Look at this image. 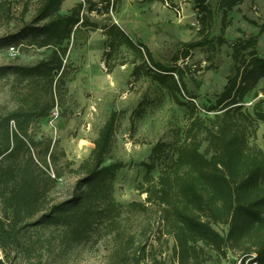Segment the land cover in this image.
Returning a JSON list of instances; mask_svg holds the SVG:
<instances>
[{"label":"trees","instance_id":"1","mask_svg":"<svg viewBox=\"0 0 264 264\" xmlns=\"http://www.w3.org/2000/svg\"><path fill=\"white\" fill-rule=\"evenodd\" d=\"M65 1L38 0L29 21L27 7L15 17L10 2H0V20L8 27L13 24V30L0 38V49L25 42L51 51L34 64L0 66V78L10 86L15 104L12 109L0 110V264L27 263L33 258L41 263L44 252L61 244L87 242L94 233L112 236L115 254L124 264H167L152 252L145 231H132L124 223L127 215L140 218L151 213L159 218L158 239L165 238L166 244L173 241L177 264H204L208 250L223 258L230 251L243 261L249 258L264 264V150L251 142L256 140L257 123L264 125V100L255 102L252 112L245 104L247 96L264 80V58L256 52L259 36L250 35L232 46L236 73L208 109L215 115L202 117L195 103L180 99L186 93L187 65L165 67L117 24L102 27L107 72L127 63L114 62L122 47L131 51L132 77L155 79L177 104L188 108L190 124L177 158L165 164L157 178L152 171L165 156L167 146L158 143L152 149L150 162L144 164V183L139 186L145 201L120 205L113 197V181L125 164L119 160L106 163L120 118L112 111L89 157L77 169L69 170L77 176L72 194L54 202L49 193L70 163L65 160L61 164L64 153L58 154L49 137L42 135L38 140L33 125L47 118L66 97L67 43L74 32L99 29L86 14L97 11L96 3L87 2V9L86 2L78 3L62 14ZM103 1L106 13L112 1L113 6L122 4V0ZM159 1L175 7V0ZM189 1L199 14L198 37L205 42L185 44L184 57L198 47L214 51L223 43L222 38H212L216 12L209 0ZM244 2L221 0L218 7L223 20ZM263 32L264 23L260 26V34ZM261 92L264 94V87ZM142 112L141 108L138 117ZM217 226L226 232L220 233Z\"/></svg>","mask_w":264,"mask_h":264},{"label":"rangeland","instance_id":"2","mask_svg":"<svg viewBox=\"0 0 264 264\" xmlns=\"http://www.w3.org/2000/svg\"><path fill=\"white\" fill-rule=\"evenodd\" d=\"M1 1L10 2L15 17L27 7V21L32 18L38 5V0ZM220 1L209 0V4L216 12L212 38H222V45L214 51L206 46L198 47L186 57L185 44L205 42L198 37L199 14L189 0H175L174 8L159 0H122L119 6H113L112 1L109 13L103 11L106 5L103 0H66L63 3L62 14L78 3H96L97 11L86 14L90 15L92 22L99 25V29L74 32L67 43L66 97L47 118L33 125L32 131L38 140L45 135L57 146L58 154L64 153L61 164L65 160L70 163V167L64 170V175L49 193L52 201L65 200L72 194L77 176L69 170L77 169L89 157L99 130L112 111H117L120 118L113 138V151L106 163L119 160L125 164L113 181V197L120 205L145 201L146 195L142 194L139 186L144 183L147 173L144 164L150 162L152 149L158 143L167 146L165 156L156 163L152 171L157 178L162 167L177 158V150L183 143L190 124L188 108L177 104L155 79L143 76L136 80L132 77L131 51L122 47L115 54L114 62L128 60L127 63L118 66L111 73L107 72L103 59L106 38L102 27L117 24L135 42L146 46L155 61L165 67L187 65L184 73L186 93L180 95V99L195 103L200 116L213 117L215 113L208 112V109L236 73L232 46L238 40H247L250 35L259 36L256 52L264 58V32L260 34V26L264 23V0H245L225 20L218 7ZM88 7L87 3L85 8ZM10 30H13V24L8 27L0 20V38ZM50 52L21 42L0 49V66L34 64L46 58ZM263 87L264 80L259 83L256 92L249 94L245 100L246 108L251 112L255 102L264 100L261 92ZM14 107L10 86L0 78V110ZM141 108L143 112L138 117ZM251 142L264 150V125L260 122L257 123L256 140ZM50 174L54 175L53 168ZM150 207L157 210L155 206ZM124 223L128 229L143 230L146 236H150V249L159 259H166L167 264H177L172 252L173 241L166 244L165 238L158 239L159 218L153 213L140 218L127 215ZM215 229L220 233L226 232V228L222 226ZM43 233L46 234L47 230ZM32 237L36 240L35 233H32ZM115 249L112 236L94 233L87 242L72 246L61 244L50 252H44L41 263L33 258L27 263L19 261V264H124L115 254ZM207 255L204 264H239L243 259L230 251H227L225 258L210 250ZM244 264H249V258L245 259Z\"/></svg>","mask_w":264,"mask_h":264},{"label":"built area","instance_id":"3","mask_svg":"<svg viewBox=\"0 0 264 264\" xmlns=\"http://www.w3.org/2000/svg\"><path fill=\"white\" fill-rule=\"evenodd\" d=\"M11 51H14V48H11ZM244 262H245V261L240 260L239 264H244ZM249 264H257V263H255V262H250V260H249Z\"/></svg>","mask_w":264,"mask_h":264},{"label":"crops","instance_id":"4","mask_svg":"<svg viewBox=\"0 0 264 264\" xmlns=\"http://www.w3.org/2000/svg\"><path fill=\"white\" fill-rule=\"evenodd\" d=\"M239 7H240V6H238V8H236V9H239ZM261 125H262V124H261Z\"/></svg>","mask_w":264,"mask_h":264}]
</instances>
